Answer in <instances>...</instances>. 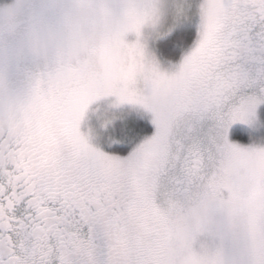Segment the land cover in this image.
Returning a JSON list of instances; mask_svg holds the SVG:
<instances>
[{"label":"snow or ice","instance_id":"obj_1","mask_svg":"<svg viewBox=\"0 0 264 264\" xmlns=\"http://www.w3.org/2000/svg\"><path fill=\"white\" fill-rule=\"evenodd\" d=\"M0 264H264V0L0 4Z\"/></svg>","mask_w":264,"mask_h":264},{"label":"rangeland","instance_id":"obj_2","mask_svg":"<svg viewBox=\"0 0 264 264\" xmlns=\"http://www.w3.org/2000/svg\"><path fill=\"white\" fill-rule=\"evenodd\" d=\"M3 3H5V0H0V4H3Z\"/></svg>","mask_w":264,"mask_h":264}]
</instances>
